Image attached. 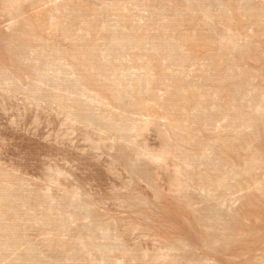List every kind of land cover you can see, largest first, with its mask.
I'll use <instances>...</instances> for the list:
<instances>
[{"label":"rangeland","instance_id":"obj_1","mask_svg":"<svg viewBox=\"0 0 264 264\" xmlns=\"http://www.w3.org/2000/svg\"><path fill=\"white\" fill-rule=\"evenodd\" d=\"M7 1L0 264H264V0Z\"/></svg>","mask_w":264,"mask_h":264},{"label":"bare ground","instance_id":"obj_2","mask_svg":"<svg viewBox=\"0 0 264 264\" xmlns=\"http://www.w3.org/2000/svg\"><path fill=\"white\" fill-rule=\"evenodd\" d=\"M7 1V0H6ZM18 2H19V0H8L7 1V3H5V7L7 8V9H10V10H14V8H16V6H17V4H18ZM18 9V8H17ZM16 9V10H17ZM6 10V9H5ZM19 10H20V8H19ZM20 12V11H19ZM5 13V12H4ZM9 13V12H8ZM15 14V13H14ZM20 14V13H19ZM8 20V19H7ZM15 20V19H14ZM17 21V20H16ZM3 22V21H2ZM19 22V21H18ZM14 23V22H13ZM0 24H2V23H0ZM2 27V26H1ZM10 27H14V28H16L15 26H10ZM14 30V29H13ZM17 30H19V29H17ZM21 31V30H20ZM9 33H10V31H8ZM6 33V32H5ZM4 34V33H3ZM10 35V34H9ZM8 35V36H9ZM15 34H13V36H14ZM17 35V34H16ZM13 38H15V37H13ZM12 38V39H13ZM1 41V40H0ZM14 41V40H13ZM12 41V42H13ZM2 44V43H1ZM13 44V43H12ZM9 45V44H8ZM9 49V48H8ZM21 51V50H20ZM3 53V52H2ZM13 53V52H12ZM10 54V53H9ZM8 54V55H9ZM14 54H15V52H14ZM5 55V54H4ZM1 57H2V55H0ZM7 57V56H6ZM11 57V56H10ZM20 57V56H19ZM2 59V58H1ZM18 59V58H17ZM20 59V58H19ZM10 60V59H9ZM12 61V60H11ZM21 61V60H20ZM14 62V61H13ZM9 63H10V61H9ZM8 63V64H9ZM12 63V62H11ZM11 63H10V65H11ZM2 64V63H1ZM12 65H14L13 63H12ZM3 66V65H2ZM20 66V65H19ZM16 67H17V65H16ZM5 68V67H4ZM7 68V67H6ZM40 81V80H39ZM56 98V97H55ZM54 99V98H53ZM57 99V98H56ZM94 122V121H93ZM172 223V222H171ZM197 224V223H196ZM197 226V225H196ZM198 231V230H197ZM194 233H195V230H194ZM197 233V232H196ZM203 234H205V233H203ZM199 236V235H198ZM206 237V236H205Z\"/></svg>","mask_w":264,"mask_h":264}]
</instances>
